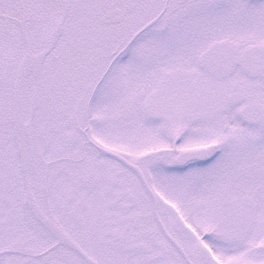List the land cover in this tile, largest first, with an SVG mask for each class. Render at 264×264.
Returning <instances> with one entry per match:
<instances>
[{
    "label": "snow or ice",
    "instance_id": "6c2138e0",
    "mask_svg": "<svg viewBox=\"0 0 264 264\" xmlns=\"http://www.w3.org/2000/svg\"><path fill=\"white\" fill-rule=\"evenodd\" d=\"M0 264H264V0H0Z\"/></svg>",
    "mask_w": 264,
    "mask_h": 264
}]
</instances>
